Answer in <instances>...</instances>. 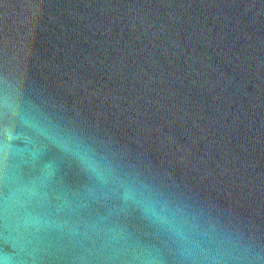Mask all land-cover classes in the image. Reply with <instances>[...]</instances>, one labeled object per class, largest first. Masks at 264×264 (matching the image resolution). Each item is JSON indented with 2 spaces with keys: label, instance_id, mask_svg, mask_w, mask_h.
I'll use <instances>...</instances> for the list:
<instances>
[{
  "label": "water",
  "instance_id": "water-1",
  "mask_svg": "<svg viewBox=\"0 0 264 264\" xmlns=\"http://www.w3.org/2000/svg\"><path fill=\"white\" fill-rule=\"evenodd\" d=\"M0 264H264V0H0Z\"/></svg>",
  "mask_w": 264,
  "mask_h": 264
}]
</instances>
